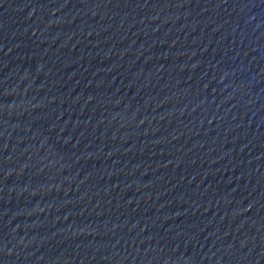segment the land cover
<instances>
[{
    "label": "water",
    "instance_id": "water-1",
    "mask_svg": "<svg viewBox=\"0 0 264 264\" xmlns=\"http://www.w3.org/2000/svg\"><path fill=\"white\" fill-rule=\"evenodd\" d=\"M0 264H264V0H0Z\"/></svg>",
    "mask_w": 264,
    "mask_h": 264
}]
</instances>
